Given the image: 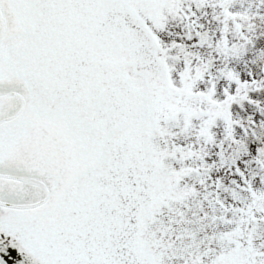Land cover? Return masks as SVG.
I'll return each instance as SVG.
<instances>
[{"label":"snow or ice","instance_id":"1","mask_svg":"<svg viewBox=\"0 0 264 264\" xmlns=\"http://www.w3.org/2000/svg\"><path fill=\"white\" fill-rule=\"evenodd\" d=\"M0 264H264V0H0Z\"/></svg>","mask_w":264,"mask_h":264}]
</instances>
